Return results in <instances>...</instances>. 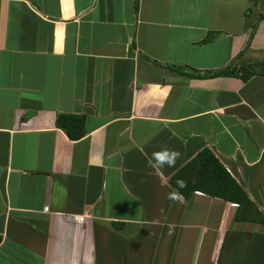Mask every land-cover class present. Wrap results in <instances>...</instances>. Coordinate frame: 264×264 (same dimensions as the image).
<instances>
[{
  "label": "crops",
  "instance_id": "crops-1",
  "mask_svg": "<svg viewBox=\"0 0 264 264\" xmlns=\"http://www.w3.org/2000/svg\"><path fill=\"white\" fill-rule=\"evenodd\" d=\"M136 1L0 0V264H187L196 237L264 232L198 190L168 199L206 147L264 217V75H189L264 58V2ZM163 148L175 166L149 167Z\"/></svg>",
  "mask_w": 264,
  "mask_h": 264
},
{
  "label": "trees",
  "instance_id": "trees-1",
  "mask_svg": "<svg viewBox=\"0 0 264 264\" xmlns=\"http://www.w3.org/2000/svg\"><path fill=\"white\" fill-rule=\"evenodd\" d=\"M136 4L137 1L135 0L134 6ZM263 16L264 14L259 15V17ZM255 26L256 23L250 26V32L243 49L248 46ZM218 33L220 32L209 31L200 42H208ZM174 69L180 71L179 66H174ZM256 74L264 75V58L237 67H224L189 75L203 78L219 75L235 76L242 81H246ZM54 124L56 127L61 128L70 140L79 139L84 135L83 114L59 112L55 116ZM178 179L187 182V187L179 190L184 199H187L194 190H198L208 196L235 203L232 220L264 225V217L261 211L249 199L245 191L226 171L210 149L204 147L198 150L192 158L170 175L169 184L176 191V181ZM222 253L223 256L227 255L228 258L225 264H264V232L228 231L221 238L216 259L217 263L215 264H219Z\"/></svg>",
  "mask_w": 264,
  "mask_h": 264
},
{
  "label": "rangeland",
  "instance_id": "rangeland-1",
  "mask_svg": "<svg viewBox=\"0 0 264 264\" xmlns=\"http://www.w3.org/2000/svg\"><path fill=\"white\" fill-rule=\"evenodd\" d=\"M260 2H264V0H254V2L252 4H250V9L252 11V15L251 18L252 20L255 19V12H254V8L255 6L260 3ZM259 7V6H258ZM195 238V236H193V239ZM197 240H195V242H189L187 250L189 251L191 246H192V251H193V256H192V262L191 263H187V264H215L217 263V256H218V252H219V248H220V244L218 245V247L215 249V252H211V249H209L206 245V237L205 235H201L199 237H196ZM209 241L211 243V241L213 240V235H209L208 236ZM221 242V241H220ZM193 244L190 246V244ZM211 253H212V258H211ZM226 253V252H225ZM228 254V252H227ZM226 260H228L227 255L223 256V253L221 254V258L219 261V264H225Z\"/></svg>",
  "mask_w": 264,
  "mask_h": 264
},
{
  "label": "clouds",
  "instance_id": "clouds-1",
  "mask_svg": "<svg viewBox=\"0 0 264 264\" xmlns=\"http://www.w3.org/2000/svg\"><path fill=\"white\" fill-rule=\"evenodd\" d=\"M181 157V153L174 149L163 148L160 151L154 152L152 154L151 160L149 161V167L154 169L163 170L165 167H174L177 160ZM177 191L170 192L168 194V199L173 202H178L183 199L182 193L179 191L180 189H184L187 187V182L178 179L176 181Z\"/></svg>",
  "mask_w": 264,
  "mask_h": 264
},
{
  "label": "built area",
  "instance_id": "built-area-1",
  "mask_svg": "<svg viewBox=\"0 0 264 264\" xmlns=\"http://www.w3.org/2000/svg\"><path fill=\"white\" fill-rule=\"evenodd\" d=\"M196 193L201 194L202 192L196 191ZM232 206H236L235 203H231ZM47 207H44V210H46ZM72 220H75L76 222H83L84 221V215H71Z\"/></svg>",
  "mask_w": 264,
  "mask_h": 264
}]
</instances>
